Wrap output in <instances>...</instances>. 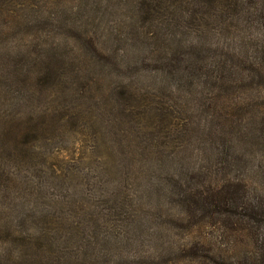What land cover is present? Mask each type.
Instances as JSON below:
<instances>
[{"label":"trees","instance_id":"16d2710c","mask_svg":"<svg viewBox=\"0 0 264 264\" xmlns=\"http://www.w3.org/2000/svg\"><path fill=\"white\" fill-rule=\"evenodd\" d=\"M149 78L166 91L138 85ZM112 100L123 138L162 157L140 191L124 176L99 210L115 234L89 191H52L87 160L60 136L110 163ZM85 219L89 235L74 224ZM147 224L184 242L160 236L126 264H264V0H0V264H115L110 251Z\"/></svg>","mask_w":264,"mask_h":264},{"label":"rangeland","instance_id":"374dc122","mask_svg":"<svg viewBox=\"0 0 264 264\" xmlns=\"http://www.w3.org/2000/svg\"><path fill=\"white\" fill-rule=\"evenodd\" d=\"M111 19L110 21H112ZM105 31H103L104 33ZM104 36V35H103ZM71 48H74L73 45L70 46ZM75 49V48H74ZM78 49V48H76ZM75 49V50H76ZM74 50V51H75ZM109 76H112L109 78ZM106 86L115 87L120 84V81L118 78L113 74H109ZM141 88L149 89L152 92H156L158 94H163L166 91V83L161 81L160 79H154L149 78L146 80H143L139 82L138 84ZM104 101V100H103ZM106 102V101H104ZM114 101H110L108 104H106L105 109L100 110V113L105 116L107 115V129L104 132L105 140L108 142L107 146H111V142L114 141L116 143V146L112 144L113 149L108 151H105L106 153H111V160L110 163L106 161L97 160V156H99L100 151L95 150L94 156L91 153L92 152V142L85 145L84 143H81L79 141H75L72 139L70 135L67 136H60L57 138L56 146L55 147H61L65 148L67 146L73 147L74 155L79 158L80 156H85L87 160L84 161L80 165V172H74L72 174H69L67 178L71 179V182H66L63 185L54 186L52 191L55 195H57L59 198H62L66 196L67 191L66 187H69L68 193H72L74 197L78 200H82L83 195L89 191L92 194V206L90 207L93 214V218L97 219V224L104 226L103 222L105 223L106 229L109 230L110 234H115L112 227H107L108 224L106 221H108V216L102 208H105L107 206L106 201L110 199V197L113 195V193H120L121 187L123 186L124 182V176L130 178V180H134L135 175H138V178L140 176V181H138V184L140 183L139 187H133L135 190L140 191L144 184L147 182L146 177H148L153 169H155L154 165L158 162H153L155 160L160 161L162 157L155 153H151L148 157L145 158L143 151L138 150L139 148L143 147L145 143H140L138 138L136 140L131 135L128 138H123L122 133V127L124 126L120 119L117 117V107L113 106ZM113 106V107H112ZM101 108H104V106L101 104ZM111 109L113 113H111ZM99 130H102L99 128ZM100 132V131H99ZM101 133V132H100ZM122 133V134H121ZM116 137V139H115ZM79 139V138H78ZM100 140L97 141V144H101L103 142V137ZM125 141V142H124ZM72 144H71V143ZM70 144V145H69ZM122 152L133 155L137 160L140 162V168L136 169L131 165V163L125 159L124 156H122ZM97 155V156H96ZM181 156L176 159H168L165 161L164 168H168L169 166H174L178 170L182 167L184 163V155L180 154ZM153 158L150 163L145 162L146 159ZM95 162L93 163V161ZM151 170V171H150ZM166 175V172H165ZM157 179H162L164 177V173H160L157 171ZM156 180V179H155ZM60 182L61 180L58 179ZM154 181V180H153ZM76 188H81V191L83 192V195L79 192L75 193L73 190H71V185ZM87 185V186H86ZM112 194V195H111ZM97 206L98 208H95L94 206ZM149 207H146V209H150V206L156 205V201L149 202ZM56 208V207H55ZM57 209V208H56ZM176 213V211H171L169 215ZM103 214V216H102ZM74 224L78 226H83L85 228V231L83 233L85 235L90 234L89 227H93L96 223L88 222V219L75 221ZM150 224V223H149ZM146 225L145 230H141L140 232H135V234H132V238L130 239L129 243L126 242L118 243L117 246L113 250H111V253L118 252L119 256L115 258V264H126L128 261L129 256L135 255L136 252H139V256L141 257L139 260V263H143L147 260V258L144 260L143 257H148L149 255H153V253L159 248L160 242H158L159 237H164L166 242H175V243H183L182 239L175 237L172 235L171 232L167 231H158V230H151L152 234L148 231V228H154L155 225L151 224ZM80 237V236H78ZM114 241V240H113ZM76 244H80L79 239H77ZM143 242V245H141ZM111 249V247L109 248ZM76 251L72 250L68 253H74ZM71 258H75L72 255H67ZM166 258H172V256L169 254H166ZM96 258H89L85 261V264H95Z\"/></svg>","mask_w":264,"mask_h":264}]
</instances>
